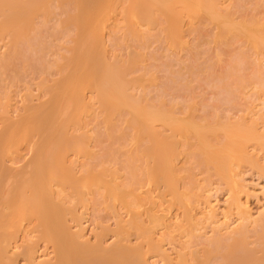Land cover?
Returning <instances> with one entry per match:
<instances>
[{"label":"rangeland","instance_id":"rangeland-1","mask_svg":"<svg viewBox=\"0 0 264 264\" xmlns=\"http://www.w3.org/2000/svg\"><path fill=\"white\" fill-rule=\"evenodd\" d=\"M13 1L7 0V5L10 6ZM45 1L46 3H43ZM97 1L99 0H79V3L82 2L85 5L84 7H80L75 0H70L69 2H66V0L41 1L35 6V8L38 6L39 10L37 11L38 8L36 10L34 8L35 14L32 13L31 20H33V24L31 26L19 24V27H17L19 35L16 38L8 35L11 33L8 31L0 35V132L6 122V117L12 121H16L17 117L20 120L23 117V113H28L27 109L30 108L29 110L31 111V107L46 100L48 103V99L50 98L51 101V97L54 95V98H58L59 102H62L61 105L64 106V109L59 111L60 116L57 122L58 124L62 121V129L65 128L64 131L60 132L61 136L62 132H64L63 134L74 135L76 138L83 140H81L82 143L79 150H69L64 154L65 165L71 169L74 177L80 178V180L81 178H88L90 171H93L94 175L95 173H103V177L108 182L106 186L110 189L107 190V187L101 184H95V186L90 188L87 185V181H83V179L80 185L76 186L70 183H66L67 185L65 184V186L63 184L60 187L54 186V190L56 188L57 192H61L57 197L60 199H57V201H62L64 203L61 202L63 207L64 205L68 207L64 208V217L68 219L65 222L66 225H69L68 227H71L69 228L70 231L78 230L82 234L84 232V236L89 240L90 244L96 245L102 242L105 249L114 248L116 242L123 238L122 240L124 242L127 241L130 247L136 246L145 251L150 264L152 262L155 264H179V257H185L188 262L194 260L193 264L196 259L197 262L199 259L202 260V257L205 260L201 262L203 264H209L207 262H210L211 258H213L212 262L215 263L222 261L223 257L220 254L225 256L226 248L224 247V250H220L222 247L216 246L221 251L219 252L218 248H215V244H212L213 241L209 239L215 240V237H217L220 240L221 237L227 238V236L230 238V234L233 235L234 230L240 227L243 219L239 215L242 214V209H246L247 206L253 212L254 217H258L261 208L262 210L264 209V0H214L217 12L227 14L232 23L237 25L242 33L237 28L232 29L233 31L225 29L219 22L216 23L213 18H210L211 16L202 8L188 7L179 0H172L171 5L169 4L171 0H158V3L149 9L151 12L148 19L140 18L141 13L139 14L138 12L135 0H115L117 2L115 11L109 15L107 14L109 18L105 19V22H96L94 25V17L98 12L100 11L102 16L104 14L101 5L103 0ZM174 3L178 5L176 10H174L176 8L173 5ZM181 5L183 8H181ZM8 6L5 7L6 12L8 11ZM41 6L42 8L40 9ZM167 6L172 9L170 18L163 13ZM91 11H94L93 15V12L90 13ZM77 12L78 15L80 14L79 17L80 20L82 19V24L84 23L82 26L77 25L78 22L75 18L72 19ZM68 16L70 18H67ZM174 17L176 21H171ZM0 19H2V15H0ZM66 19L69 20L67 21ZM135 19L136 21H134ZM65 21L67 22L65 23ZM242 25L250 27V29H247L246 26L244 27L247 32L259 30L258 33L260 35L256 32V36H260L261 39L256 40V45L253 42V44L250 43L249 34L245 29H241ZM92 29L93 32H96L101 37L99 44L93 38ZM172 29L173 33H170L169 30ZM84 33L86 35L82 38L81 36ZM87 34H90L89 38ZM261 40L263 43H261ZM91 42H93V45H91ZM258 45L260 46L258 47ZM97 50H101V54L104 55V59L101 58V61H104H102L103 63L114 64L120 69L121 65L123 66L122 70L127 80L125 90L137 102H141L140 105L144 106L148 103L155 108H165L177 118H184L185 121L187 119L188 121H195L200 126L203 142L209 141L206 142L210 143L213 151L221 152L231 158V160H237L235 167H232L233 170L230 168L229 163L219 170L218 173L212 163L203 160L206 153L203 154L204 152L199 146V135L197 136L195 132L190 129H186L187 132L184 131L183 133L173 130L177 125L176 120L172 122L157 121L155 127L158 126L156 129L161 132L159 141L161 142L163 137L167 135L169 140L173 141V145L176 144L174 151L167 153L168 161H170L171 165V169L166 172L164 170L167 182L164 179L162 180V177L160 179L157 177V179L153 172L156 171V166L152 153L147 151V146L151 144L153 139L148 134L139 133L135 125L128 121L129 115L126 108L122 107L115 111L113 109L114 112L111 110L112 112L107 113L97 102L96 89L94 90L91 87L83 89L84 97L89 104L80 108L77 114L73 115L69 110L67 112L65 100L69 88L70 90L72 89V85L76 82L75 80L80 76L91 77L87 72L91 66V73L94 70V65V68L98 66L99 70L104 68L103 65L100 69V61L97 62L98 57L94 53ZM25 52L26 54H23ZM85 56L92 60L94 59V63L90 60L93 65L87 70V64L84 63ZM79 58L84 59V61H82L83 59L81 60L83 65L79 64ZM76 62L79 65H85L83 74L80 70L77 71L78 73L76 72L77 74L75 73L77 70ZM72 73L76 75L74 83H72L73 79H70L71 76L72 78L74 77ZM109 79V83L112 84L114 82L113 78ZM26 113L24 115H27ZM24 117L22 122L26 118ZM27 120L29 119L27 118ZM30 120L27 124L31 123ZM161 122L163 125H160ZM30 125L26 126L30 127ZM159 125L162 129L159 128ZM205 125L207 128L203 127ZM40 126L30 132L33 136L30 133L28 134L29 137L31 135V138H26L28 137L26 136L16 147H9L8 141H5L7 144L5 145L3 142L5 146L3 148L4 146L0 142V152L8 149L1 160L3 162L1 164L4 167L8 165V168L16 170V168L19 169L22 166L24 168L22 169L21 167L16 172L24 169L31 171V168H28L27 165L35 155L34 143L37 142L36 139L38 137L37 140L40 141L42 140L41 138L47 139L46 136H48H43L45 135L43 133H46L45 130L48 132V128L43 126L42 129ZM232 126L238 129L244 128L246 130L248 128L247 130H253L258 141L260 138V142H255L256 140L253 141L254 139H251V141L244 143L243 151L233 149H228L230 152L227 151V148H222L221 146L229 141L233 132L229 134ZM48 140L50 143L53 141L50 138L47 141L44 140L47 145L49 144ZM258 144H261L262 148ZM144 147L147 149H143ZM246 156L249 158H246ZM173 161L175 164H172ZM231 162L233 163V161ZM24 164H26V167ZM228 167L230 170H228ZM8 168L7 174H11L12 172ZM172 168L174 169L172 170ZM14 170L13 172L16 173ZM157 170L159 171L160 169ZM158 171H156L157 174L163 173L162 169L160 170L161 173ZM229 175L232 178L227 177ZM235 175L238 176L237 179H235ZM225 176L228 180L224 179ZM5 179L7 183L9 177ZM114 186H120L119 189L121 190L125 188L123 190L128 192L114 191ZM61 188L64 189L61 191ZM128 189L132 190L129 191ZM96 190L99 191L97 192ZM106 191H110L113 194ZM233 195L234 198L237 196L239 199L237 197L235 199H238L241 203L238 209H235L236 204H233V200H235ZM125 200L128 201L126 202L130 206ZM197 200L199 201L197 202ZM121 201L125 203L122 204ZM204 201L206 202L203 203ZM215 203L216 205H214ZM210 205L215 206L216 208L214 209L221 212L215 211L217 212V219H223L218 221L219 224L224 222V217L227 218V220L225 219L226 223L231 218L229 220V229H224L225 226L223 225L225 224L222 223V230L219 231L217 229L218 226L215 227V225L214 227L219 233L215 228H212L213 224L210 226L211 222L209 219L205 221V211H209L207 209H210ZM223 212L224 214H222ZM227 212L231 216H227L229 215ZM151 213L153 215L156 213L158 218L161 217L157 219L159 224L155 221L153 222V218L151 219L150 217ZM132 218L143 222L139 223L145 229L150 226L148 228L150 234H146L149 237H146L143 232L141 233L138 227L132 226L131 228L130 225L127 226L130 228L123 231V233L120 231L119 223L123 222L126 224ZM190 218L191 220H189ZM191 221L195 224H192ZM27 222L25 221V224ZM37 222V219H34L30 225L28 222L29 226L26 227L29 230L26 228L28 231H25L27 233H17L18 238L15 236L12 239L11 246L16 247L18 245V249L20 247L19 244L24 245L25 241H35L36 244H33L36 248L35 255L40 258L38 260L40 261L43 258L48 260L47 257L52 258L54 256L53 245L41 238L40 232L38 233L41 227ZM186 222L188 223L186 224ZM207 222L210 223L208 224ZM153 223L156 224L153 225ZM180 224L183 227H180ZM251 224H248V227L250 226L248 229H251L250 232L253 236L247 235L248 239L244 247L248 244L247 250L250 251L251 249L254 253H251L253 256H259L258 259L263 258L260 263H257L262 264L264 261V245L262 244L264 242H258L259 236L258 238L255 237L254 231L259 229L258 225L253 224L254 228H251ZM255 225H257L258 229ZM255 228L257 230H254ZM141 230L143 229L141 228ZM152 233L153 236L151 235ZM24 234L25 236H23ZM217 234L219 237L216 236ZM221 234L222 236H220ZM152 238H154L155 242ZM228 238L225 241L222 239L223 242L227 243ZM210 241H212L211 244L214 248L211 247L212 245L209 246L210 248H206L208 246L207 242L209 244ZM223 242L222 245L226 246ZM131 243L134 244L132 245ZM237 248H234V250H237L232 251L233 254L232 252L227 253L232 254L235 261L237 260L238 262V256H242L243 251L241 254V249ZM17 249L15 248V250ZM109 250H112V248H109ZM160 250L165 251L168 255L167 261L163 259ZM213 250H215V253L216 251L219 253L215 254ZM207 251L210 252L208 253ZM222 251L225 253H222ZM237 251H240V253H237ZM205 255H207L209 261L205 258ZM228 257L230 258L231 256L228 255ZM256 257L254 260L259 261ZM229 258L226 259L224 257L225 260L230 262L234 260ZM19 259L21 258L19 257ZM254 260L252 261L254 262ZM22 261L23 259L17 262L23 264ZM248 261L249 264H253L250 260ZM218 264H224V261L223 263L218 262ZM233 264L236 263L234 262Z\"/></svg>","mask_w":264,"mask_h":264},{"label":"bare ground","instance_id":"bare-ground-1","mask_svg":"<svg viewBox=\"0 0 264 264\" xmlns=\"http://www.w3.org/2000/svg\"><path fill=\"white\" fill-rule=\"evenodd\" d=\"M6 1L7 0H0V15H2V19H0V35L1 34L3 35V34H5V32L8 31V32H11L8 35H12L11 37L16 38L19 35V33L17 32V31H19V29L17 28V27H19L18 25L19 24H22V25L25 24L26 26H31L33 24L32 23L33 20H31L32 19L31 18L32 17V13L35 14L34 8L41 1H44V0H21V1H19V0L18 1H15L14 0L13 2H11L10 6L7 5V2ZM67 1L69 2L70 0H66V2ZM75 1H77L79 3V0H75ZM99 1H97V2H99ZM179 1L181 3H184L185 5H187L188 7H192V8H195V9L202 8L205 12H207L211 16L210 18H213L216 21V23L219 22V24H221L223 27H225V29H227V30L231 29L232 30V29L237 28L238 31L241 32L240 29H239V27L237 25H235L234 23H232L231 19L229 18V16L227 14H221V13L217 12V8H215V4H214L216 2H214V0H179ZM135 2L137 3V9H138L139 14L141 13L140 14L141 17L140 16L139 17L140 18H145V19L147 18L148 19V18H150L149 16H150V12H151V11H149V9L151 7H153L154 5H156L158 3V0H135ZM43 3H46V1L43 2ZM71 3H72V1H71ZM116 3L117 2H115V0H103V4H101V5H102V8H103L104 14L102 16L101 15V12L99 11L98 14L94 17V21L95 22L93 24L95 25L96 22H105V19L107 20V18H109L108 15L111 12L115 11ZM181 3H178V4H181ZM81 4H82V2L79 3V6L80 7H82V6L84 7L85 6V5H83V4L81 5ZM169 4L170 5L172 4V0L170 1ZM175 4L176 3H174L173 5H175ZM88 5H89V3H88ZM7 6L9 7L8 8V11L10 9L9 12L8 11L6 12V8L5 7H7ZM99 6H100V3H99ZM176 6L178 7V5H175V7ZM177 7L174 10H176ZM179 7H180V5H179ZM36 8H38L37 9V11H38L39 10V7L37 6ZM36 8H35V10H36ZM41 8H42V6L40 7V9ZM67 8H68V6H67ZM181 8H183L182 5H181ZM78 10H79V8H78ZM85 10H86V8H85ZM164 10H165V12H163V13H165L166 16L168 18H170L171 15H172V9L167 6ZM94 11H91L90 13L93 12L92 13V15H93L94 14ZM198 11H199V9H198ZM83 12H85V11H83ZM96 12H97V10H96ZM199 12H201V10ZM85 13L87 15H89L87 12H85ZM49 14H50V12H49ZM79 15H78V12H77V14L75 16H73V17L71 16V17H72V19L75 18V20H77V22L79 23V24L77 23V25L82 26L84 23L82 24V22H81L82 19L80 20ZM137 17H138V15H137ZM67 18H70V16H68ZM66 20L68 21L69 19H66ZM83 20H85V19H83ZM91 20L93 21V19H91ZM174 20L176 21L175 17L173 19H171V21H174ZM67 21H65V23ZM134 21H136V19ZM69 22H71V21H69ZM73 22H74V20H73ZM134 24H132V25H134ZM63 25H65V24L63 23ZM92 26H90V27H92ZM175 26H176V24H175ZM245 26L246 25H242L241 29L244 30L245 29L244 28ZM174 27H171V28H174ZM171 28H169V29H171ZM93 29H94V27H93ZM93 29H92L91 32H93ZM247 29H250V27L249 28L247 27ZM247 29H245L246 32H247ZM78 30H79V28H78ZM82 31H83V29H82ZM258 31L259 30H257L256 32L258 33ZM16 32H17V34H16ZM169 32L170 33H173V29L172 30H169ZM256 32H252V31H248L247 32L249 34V39L251 40V42L249 40L248 41L250 43L253 42L255 45L257 43L256 40L261 39L260 36H256ZM44 33H45V31H44ZM85 33L82 34V36L81 35L80 36L82 38H84V36L86 35ZM90 34H87V37ZM81 37H80V39H81ZM93 38H95V40L98 41L97 42L98 44L100 43V38L101 37L98 34H96V32H93ZM93 38H92V40H93ZM92 43L93 42H91V45H93ZM261 43H263L262 40H261ZM255 45H253V46H255ZM259 46L260 45H258V47ZM32 47H33V45H32ZM43 47H44V45H43ZM255 47H257V46H255ZM100 51L97 50V52H94V53H96V55H97L96 57H98L97 58L98 59L97 62L100 61L99 62L100 63V65H99L100 69L102 68L101 66L104 65L103 66L104 68L101 69V70H99L98 66H96L97 69L94 68L95 67V65H94L93 66V69L94 70L91 73V70H92L91 69L92 68L91 65H93L92 62L94 63V61H93L94 59L93 60L90 59L89 58L90 57L89 54H88L89 57L88 56L87 57L85 56L86 57V58H84L85 61H84L83 58H82L83 60L80 59L83 56H81L79 58V60H78L79 61V64L81 63L83 65L82 61H84V63L87 64L86 70L91 66V68L89 70H87L89 76H91V77L85 78V77L80 76L79 78H77V80H75L76 82L74 83V79H75V76L76 75H74L72 73L74 77L72 78V76H71L70 79H73L72 80L73 81L72 83H74V84L72 85L73 87L71 86L72 87L71 90L69 88L70 87V85H69V87H68L69 88V91H68V94H67V98L65 100L66 101L67 112L71 111L70 112L71 114H73V115L74 114H77L79 112V109L80 108L84 107L86 104H89V103L86 102V99H85L84 94H83V89L84 88H91V87H93L94 90L96 89L97 92L96 91L95 92L97 93V100H98L97 102H99L100 106L107 113H109L111 110L113 111V109L115 111V110H118L119 108H122V107L126 108V110H128V115H129L128 116V121L129 122H132L135 125V127L138 129L139 133H145V134L150 135V137H152L151 139H153V140L151 141V144L148 145L149 147L147 146L148 149L146 147H144L143 149L146 148L147 151H149V152L152 153V157H153V160H154V163H155V166H156L155 167L156 168V171H158L157 169H160V170L162 169L163 170V173L162 174H157L156 171H153L155 173L154 176H156V178L158 177L159 179L162 177V180L163 179L166 180L165 174H164V170L166 172L168 169H171V165H170V161H168L167 153H169L170 151H174L176 144L173 145V141L172 140H169V136H167V135H165V137H163V139H162L161 142L159 141V136L161 135V132L158 129H156L158 126L155 127V125H156L155 123L157 121L172 122V121L176 120L177 125H176V127L173 128V130H177L178 132L183 133L184 131L187 132L186 129H190L192 132H195V134L197 136L199 135V139H198L199 140V143H200L199 146L203 150L202 151V152H204L203 154L206 153V156L204 157L203 160H205L206 162L212 163L214 165V167L216 168V171H218V173H219V170H221L226 164H229L230 163L229 164L230 165V168L235 167V165L237 164V162H236L237 160L235 158H233L235 160H231V158L223 155L221 152L213 151L210 143H207L209 141L206 140L207 142L206 141L203 142L204 140L201 139V134L202 133L200 131V126L195 121H190V120L188 121V119L185 121L184 118L183 119L177 118L176 116H174L173 114H171L170 112H168L167 110H165V108H161V109L160 108H155L151 104L149 105L148 103H146L144 106L140 105L141 102L140 103L137 102L125 90L126 89V86H127V80L125 79L126 77H125V74L123 73V70H122L123 66L121 65V69H120V67H118V66H116L114 64L112 65L111 63H108V64L107 63L106 64L103 63L104 61L102 60L103 61L102 62L101 61V58L104 59V55L101 54ZM23 54H26V52L23 53ZM35 54H37V53H35ZM71 57H72V55H71ZM93 57H95V56H93ZM26 59H27V56H26ZM37 59H39V58H37ZM40 59H41V57H40ZM76 59H78V58H76ZM95 61H96V59H95ZM97 62H95V63H97ZM28 63H29V61H28ZM31 63H34V62H31ZM99 63H97V64H99ZM79 64L77 63V67H76L77 70L75 71V73L78 70H80V72H82V74H83V71L85 70V68H84L85 65L82 66V65H79ZM115 64H116V62H115ZM5 68H6V66H5ZM191 69H192V66H191ZM86 76H87V74H86ZM109 78H113V81L114 82L112 84L109 83V81H110ZM67 83H68V81H67ZM69 84H71V82H69ZM259 84L261 85V83H259ZM60 88H62V87H60ZM52 96L53 97H51V101H50V98L48 99V103H47V100H46L45 102H42V103L40 102V104H38V105L35 104L36 106H33L32 105L33 107H31L32 108L31 111L29 110L30 109L29 107H26V108H29V109H27L28 113L25 112L27 115H24L25 113H23L22 115H23V117L24 116L26 117V118L24 117L25 118L24 121L27 120V118L29 120L31 118V120H30L31 123H28V124H31L30 127L29 126L28 127L26 126V125H28L27 122L29 120H27L26 122H24V121L22 122L23 117L20 120H18L19 118L17 117L16 121H12L8 117H6L5 118V121L6 122L4 123V126L2 127L1 132H0V142H2L1 145L4 146L3 142L5 143V141H8V144H9L8 146L11 147V148L12 147H16L17 144H19L23 139H25L26 136H28L26 138H31V135L33 136V134L30 133V132L32 130H34L36 127L40 126V125H41L40 127H42V129H43V126H44V128H46V127L48 128V132H47V130L44 129L47 134L46 133H43V134H45V135H43L42 132H40V133L43 136L48 135V136H46L47 139L50 138L51 140H53L52 141L53 143L52 142L50 143L49 140H48V142H49L50 145L49 144L48 145L45 144L44 140L47 141V139L41 138L43 141L42 140L38 141L37 140L39 138L38 137L36 139L37 142L34 141L35 142L34 143L35 144V147H34V144H33V147H34L33 149H34L35 155H34V157L32 156L33 159L30 158L31 161L28 160L29 163L27 165L28 168H31V171H29L28 169H26V170L24 169V170H22L20 172L19 171L16 172V170L18 169V168H16V170L13 169L16 172V173H14L11 168H8L7 167L8 165H5L8 168V170H10V172H12L11 174H7V168L2 165L3 162L1 160L4 157V155H6V151L8 149L7 150L5 149V151L2 150L0 152V264H17L18 263L17 261L22 260V259H23V261H22L23 264H150L148 262L150 260L147 258L145 251L139 249L136 246L135 247L134 246L133 247L132 246L130 247V245L127 243V241H125L126 242L125 243L124 240H122L123 238L121 240H119L118 242H116V245H115L114 248L113 247H109L110 249L112 248V250H109V248L108 249H105V247H103L104 244H102V242H99L96 245L95 244L93 245L92 243L90 244L89 240L85 238L84 232L82 234L81 231H78V230L77 231H73V230L70 231L69 228H71V227H68L69 226L68 224L66 225V222L65 221L68 220V219H66L64 217V212H65L64 211V208H68V207H65V205L63 207V205H62L63 202L62 201H57V199L58 200L60 199V198H57V197H58L59 193H61V192H59V191L57 192V189L56 188L54 190L53 189L54 186L55 187L56 186L57 187H60L63 184L65 186L66 183H70V184L76 186V185H80V183L82 182L81 181L82 179H83V181H87V185H89L90 188L92 186H95V184H97V185L101 184L103 186L104 185L106 186L108 182L103 177L104 176L103 173H95V175H94L93 174L94 173L93 171H90V175L88 176V178H81V180H80V178L74 177L73 173H71L72 172L71 169L67 165H65V162H64V160H65L64 159V154L67 153V151H69V150H79L80 149V146H81V143H82L83 140L81 139L82 140L81 141L79 138H76V136H74L73 134H72L73 136L69 135L70 136L69 137L67 135V133L66 134H63L64 132H62V136H61L60 132L61 131H64L65 128L62 129V126H61V122L62 121L60 123H58V124H57V122L59 121L58 118L60 116L59 111L61 109H64L63 108L64 106L61 105L62 102H59L60 100H58V98L55 99L56 97L54 98V95H52ZM63 98H64V96H63ZM90 105H92V104H90ZM258 110H260V109H258ZM67 112H66V114H67ZM64 119H65V115H64ZM42 122H44L45 124L42 123ZM49 123H50V125L52 127L49 125ZM46 125H49V126H46ZM160 125H163L162 122H161ZM131 126H132V124H131ZM203 127L207 128L206 125L203 126ZM159 128H161V126ZM247 129L246 130L244 128L238 129V128H236V127L234 128L232 126L231 127V131H229V134H230V132L233 131L232 132L233 135L231 134V137H230L229 141L227 143L223 144L221 147L222 148H227V151H229L228 149H233V150H236V151H239V150L240 151H243V146H244V143L246 141H249V140L251 141V139H254L253 141L256 140L255 142H257L258 140L255 137L256 133L253 130L250 131V129L249 130H247ZM29 133L31 134L30 137L28 135ZM34 133H35V131H34ZM259 134H261V133H259ZM228 136H230V135H228ZM263 138H264V136H263ZM258 142H260V138H259V141ZM6 144L7 143H5V145ZM261 144H258V145H260L259 146L260 148H262ZM8 146H7V148H8ZM263 146H264V143H263ZM3 148H5V146ZM216 148H217V146H216ZM245 152H246V148H245ZM243 154L245 155V153H243ZM247 154L248 153L246 152V155ZM247 156H246V158H249ZM231 161H233V163ZM1 162H2V164H1ZM26 164H24V166ZM172 164H175L174 161L172 162ZM241 164H242V162H241ZM160 166H161V168H160ZM21 167L19 169H21ZM5 168H6V170H5ZM23 168L24 167H22V169ZM174 168H176V167H174ZM174 168H172V170ZM152 169H154V168H152ZM27 170H28V172H27ZM228 170H230L229 167H228ZM232 170H233V168H232ZM99 172H102V171H99ZM27 173H30V174H27ZM160 173H161V171H160ZM231 175H229L227 177L232 178ZM237 175H238V173H237ZM6 177H9V180H8L7 183L5 182V180H6L5 178ZM223 177H224V175H223ZM227 177L225 176L224 179L228 180ZM237 177L238 176H236L235 179H237ZM238 180H240V179H238ZM163 182H165V181H163ZM166 182H167V180H166ZM233 184H234V182H233ZM97 188H98V186H97ZM99 188H101V187H99ZM119 188H120V186L119 187H115L113 190L114 191H117L118 190V192H121V193L128 192L127 190H123L125 188H123L122 190L119 189ZM127 188H129V187H127ZM62 189H64V188H61V191H62ZM108 189L109 188L107 187V190ZM131 190H129V191H131ZM106 192L112 193L110 191H106ZM91 193H92V191H91ZM82 194H81V197H82ZM236 197L237 196H235V198ZM233 198H234V195H233ZM233 198H232V200H233ZM118 199L120 200V198H118ZM238 199L237 200L235 199L236 201L233 200L234 203L233 202H230V203L236 204L235 205V209H238L241 206V203H240V201H238ZM179 200H181V199L179 198ZM232 200H230V201H232ZM126 201L127 200H125V202ZM198 201L199 200H197V202ZM206 201H207V199H206ZM206 201H204L203 203H205ZM125 202H122L121 201L122 204L125 203ZM127 204H129V203H127ZM127 204H125V205H127ZM233 204H231V205H233ZM208 205H209V203H208ZM214 205H216V203ZM128 206H130V204ZM183 206H185V204H183ZM228 206H230V205H228ZM217 207L219 208V206H217ZM214 208H216V207L213 206V205H210V209L209 208L207 209L209 211H205V221L207 219H209L211 223L210 222H207V223L208 224L210 223V226H212V224H213V227L212 228H215L217 226L218 227L220 226L219 228L217 227V229L219 231L222 230L221 229V226L223 224H225V225H223V226H225L224 229H226V230H227V228L229 229V227H230L229 220H231V218L228 219V222L226 223L227 218L224 217V215H223V217L226 219V220L224 219V222L225 223L222 222L223 223V224L221 223L222 225L219 224L218 221L220 219L219 220L217 219L218 218L217 217V212H220V211H217ZM131 209H132V207H131ZM230 209H232V208H230ZM239 210H241V209H239ZM215 211H217V212H215ZM202 212H203V210H202ZM241 212H242V214L239 213V214H241L239 216H242V219H243L242 222L243 223L241 222L240 227L237 228L236 230H234V232L232 233L233 235L230 234V236H231V237L229 236L230 238H228V236H227V238L229 240V241L227 240V243L226 242L225 243L223 242V240L225 241V239H227V238H225V237L222 238L221 237L223 240L221 238H220V240H218L219 238L215 237V240L216 241L213 240V239H209V240H212L214 243L212 241H210V243H209L210 245L208 244V242H207V245H208L207 247H206V245H204V247H206V248H208L212 244L213 245L215 244V248H218L216 246L219 245V248L222 247V248H220V250H224L226 248L225 249L226 250L225 251L226 253L224 251H222V253H225V256H224V254H220L223 257L222 258V261H218L220 263L221 262L223 263V261H224V264H226V263L228 264V262H230V261L229 260H225L224 257L226 259H228L229 258L228 255H229V256H231L230 258H232L233 257V255H232L233 252L238 249L237 247H239V250L241 249L240 250L241 251V254H242V251H243L242 256L243 255L244 256L243 257L242 256H238L239 257L238 262H237V260L235 261L234 257L232 259L229 258L230 260H233L234 259L233 261L230 262V264H233L234 262L236 264H238V263L239 264H249V261L248 260H250L253 264H255V261L256 260H254V259H255L256 255H254L255 257L253 256L254 253L251 251V249H250V251L247 250V248H248L247 245L248 244L246 245V247H244V246H245V244L247 242L246 240L248 239V236L247 235L253 236L252 233L250 232L251 229H248L250 227V226L248 227V224H251V223L258 225V228L259 229L257 228V225H255V226H256V228L258 230L256 228L254 229V230L260 231V232L254 231V233L256 235L255 237L258 238V236H259L258 242L259 241H261V242L263 241L264 242V209L262 210V208H261V212L258 213L259 214L258 217L257 216L254 217L253 212H251V210L248 209V206L246 207V209H242ZM227 213H226V215H227ZM222 214H224V212ZM133 215H134V213H133ZM156 215L157 214L155 213L154 215L153 214L150 215V217H151V219L153 218V222L155 221L157 224H159V222L157 221V219H160L161 217L158 215L160 217V218H158ZM202 215H203V213H202ZM227 216H231V215L229 214ZM135 218H137V217H135ZM135 218H132L126 224H124L123 222H120L119 223L120 231L123 233V231H125L126 229H129L130 228V227H127V226L130 225L131 228H132V226L138 227V229L141 231V233L143 232L145 235L146 234H150L149 233L150 230L148 231V228H150V226L147 229H145L144 226L141 227L142 226L141 223H143V222L138 221V219H135ZM34 219H37L38 220L37 223L41 227V228H39V231H38V233L40 232L39 234H40L41 238H43L47 242H50L53 245L52 247H53V253H54V256L53 257L54 258L53 257L50 258V257H47L46 256L48 258V260H46V259L43 258L44 260L41 259L43 261H41V260L39 261L38 259H40V258H37V256L35 255L36 248H35V245L33 244V243L36 244L35 241H29L28 240L29 242H26L25 241L26 244L24 243V245L23 244H21V245L19 244V246L22 248L21 249L19 247L18 248L19 250L17 249V246L18 245H16V247H12L11 246L12 239L15 238V236H16V238H18L17 237V233H19V232L20 233L21 232L27 233L25 231L28 229L27 227L33 222ZM189 220H191V218ZM221 220H223V219H221ZM25 221H28L29 223L28 222L27 223L29 225L27 223L25 224ZM139 222H141V223H139ZM156 223H153V225H155ZM187 223L188 222H186V224ZM192 224H195V223L192 222ZM253 224H251V226ZM38 225H36V226H38ZM179 226L180 227H183V226H181V224ZM141 228L143 230H141ZM251 228H254V226H252ZM217 229L215 228V230H217ZM226 230H225V232H226ZM82 231H83V228H82ZM138 231H136V232H138ZM249 233H251V234H249ZM256 233H258V234H256ZM21 234H20V236H21ZM39 234H38V237L40 238ZM151 235L153 236V233ZM223 235H224V233H223ZM23 236H25V234ZM216 236H218V234ZM220 236H222V234ZM143 237L145 238V236H143ZM146 237H149V236L146 235ZM152 239L154 240V238H152ZM219 241H220V243H219ZM154 242H155V240H154ZM211 242H212V244H211ZM222 242L226 246L222 245ZM131 244L133 245L134 243H131ZM213 245L211 247H213ZM262 245H264V244H262ZM159 246H160V244H159ZM227 247L229 248V250H228ZM235 247L237 249L234 250ZM15 248L18 251L15 250ZM219 248H218V251H219ZM215 250H217V249H215ZM215 250H213V253H215ZM210 251H207V252L209 253ZM240 251H237V253L238 252L240 253ZM219 252H221V251H219ZM227 252H229V253L232 252V254H228ZM218 253L216 251L215 254H218ZM251 253H253V254H251ZM226 254H228V255H226ZM161 255H162V257H163L164 260L165 259H166V261L168 260V255L166 254L165 251H161ZM196 255H197V252H196ZM19 257L21 259L18 260ZM258 257L259 256H257L256 259H258ZM205 258L208 259L207 255H205ZM219 258H221V257H219ZM250 258L251 259L253 258L252 260H254V262ZM179 259H180V260H178L179 261V264H190L191 262H192L191 264H193V261H194V260L191 261V262L189 261L190 262L189 263L188 261H186L187 259L185 257L184 258L183 257H179ZM262 259L259 258L258 259L259 261H256V264L258 262L260 263ZM202 260L199 259L200 262L199 261L197 262V259H196L195 263L197 262L196 264H199V263L200 264H203V263H201V262H204L205 261L203 257H202ZM212 260H213V258H211L210 259V262H207V263H209V264H212L213 263L214 264L215 262H212ZM208 261H209V259H208ZM226 261H228V262H226ZM218 262H216V263L218 264ZM18 264H20V262ZM152 264H155V263L152 262ZM262 264H264V261H263Z\"/></svg>","mask_w":264,"mask_h":264}]
</instances>
